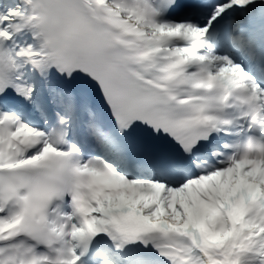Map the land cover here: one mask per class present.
<instances>
[{"label":"snow or ice","instance_id":"snow-or-ice-1","mask_svg":"<svg viewBox=\"0 0 264 264\" xmlns=\"http://www.w3.org/2000/svg\"><path fill=\"white\" fill-rule=\"evenodd\" d=\"M0 264H264V0H0Z\"/></svg>","mask_w":264,"mask_h":264}]
</instances>
